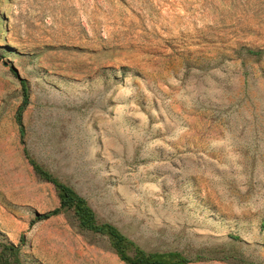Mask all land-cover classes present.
Masks as SVG:
<instances>
[{"label":"rangeland","instance_id":"374dc122","mask_svg":"<svg viewBox=\"0 0 264 264\" xmlns=\"http://www.w3.org/2000/svg\"><path fill=\"white\" fill-rule=\"evenodd\" d=\"M23 147L146 252L264 264V0H0V240L125 264L70 211L28 225L57 198Z\"/></svg>","mask_w":264,"mask_h":264},{"label":"trees","instance_id":"16d2710c","mask_svg":"<svg viewBox=\"0 0 264 264\" xmlns=\"http://www.w3.org/2000/svg\"><path fill=\"white\" fill-rule=\"evenodd\" d=\"M248 53L256 54L261 51L246 49ZM22 90L21 102L15 112V122L19 137L22 138L23 129L21 125V113L27 102V89L24 83H20ZM22 143V142H21ZM23 154L30 165L35 176L44 182L50 183L57 198V205L42 213H35L29 220L28 225L49 218L51 216L70 211L81 231L90 232L107 239L108 245L117 258L125 264H186L196 261L199 256L186 257L177 251L146 252L137 246L131 239L123 235L113 224L99 222L95 217L93 209L88 205L84 197L79 195L71 186L63 183L33 160L23 147ZM237 239V236H230ZM23 236L19 237L18 243L14 244L0 240V264H26L21 252Z\"/></svg>","mask_w":264,"mask_h":264}]
</instances>
